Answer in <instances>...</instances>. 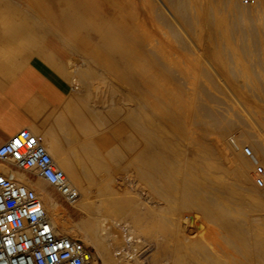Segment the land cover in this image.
Listing matches in <instances>:
<instances>
[{"label": "rangeland", "instance_id": "rangeland-1", "mask_svg": "<svg viewBox=\"0 0 264 264\" xmlns=\"http://www.w3.org/2000/svg\"><path fill=\"white\" fill-rule=\"evenodd\" d=\"M178 1H179L180 5H179ZM209 1H211L210 3L212 5V7L215 8V11L213 12L212 8H208V11H206V21L201 20L199 23H196V26L194 27V29H193V27L190 28L189 23L186 22V18H184V26H185V28H187V30L184 28L186 32L183 31V33H182V31L181 32L178 30L176 31L174 26L170 23L167 12L164 11L165 9L163 7V4H164L168 8L171 7V8H169L170 10L174 9L177 11H180V10L182 11V9H183L182 3H184V5L186 3V1H182V0H169V1L168 0H0V30L1 31H8V30L12 31L13 29L14 30L16 29V30H19L20 33L22 34V36H20L19 38L16 39L17 40V43H16L17 48H10L9 53L8 52L4 53V57H2V60H3V62L7 63L9 60V55L15 56V57H11V62L17 63L20 60L21 61L26 60L31 55H34V54L39 55L38 54V47H39V49L43 52L42 59L45 60L46 63L50 67H52L60 76H62L66 80L68 85L70 84V86H71L73 83L79 85V86H77V89H75L73 91L69 90V92L65 95L61 104L45 110L43 118L41 119V122L39 123V125L41 127H44L43 129H46L49 132L50 128H47V127L52 126L54 128V129H52V131L53 132L56 131V133L58 135H65L66 134L68 137V139H65V142H67V144H68L66 146L67 147L66 149L71 153L73 151L74 152L77 151V154H79L80 156L85 154L84 152L82 154V151L80 149L81 148L85 149L86 147L83 148L84 146H80L77 143H78V141L79 142H82V141L87 142L88 141L89 146L88 145H86V146H87V149L90 150L89 154L93 153L92 155L95 154L94 155L95 157H102L101 152H103L105 154V152L103 150L104 147L102 146L103 143L100 140L99 141L97 140L94 143L92 141L84 139L87 134H90V132L86 131L87 125L85 124V121L82 118L84 117L85 120L87 119L88 121L93 122V124H94V126H96V128L93 129L94 131H91L92 134L98 133L99 136L103 135V137H101V138H104V139L107 138L106 139V143L108 142L107 151H108V153H110L111 156H113V157L115 156L114 157L115 158L114 166H116L115 168H117L115 170L116 176L119 177L121 175L122 176L124 175V177H127V178L129 177L128 179L132 180L133 182L135 181L136 188L138 191H140L139 194L141 195V197L146 198L148 196V190H147L146 186H144V184L145 183L150 184V185L152 184L151 186L153 188L157 189L160 193V195H158L159 197H157L158 202L164 198L163 199L164 202L168 201L166 203H169V202H170V204L172 203L171 205H174L173 207L175 208V211L178 213L177 214V216H179L178 218L185 220V218L187 219L191 216L194 217L195 224L193 226V230H195L196 233H198V234L202 231V226H201L202 222H201V216H200L199 212H200V210H202L207 214L208 219L212 222L211 224H212L213 228L221 233V235L220 234L219 235H220V239L222 240V244L225 243V244H223V246H225V248L227 249L226 250L227 254L228 253L230 254V255L228 254L229 256L227 255V256H223L221 258L219 257L220 259L217 258L218 261L221 262V264H234V263L235 264H243V263L244 264H257V263L260 264L261 262H262L261 264H264V255H262V254H264V250H261V253H260V250H256V248H252L250 246L249 247L245 246L243 241H241L242 237L244 235L243 231L240 232L239 228H237V227H234V228L230 227L228 229L227 228L223 229L224 226L222 228L219 227L220 224L222 226V223H224V222L227 223L229 221V219H230L229 217L231 215L238 214L240 217L244 218V216H247L250 212L256 211V210L258 211L259 207L261 208L260 205L264 204V191H262V189H264V160H262V159H264V155H262V154H264V151H262L264 149H262V148H264V147H262V145L257 142V140H256L257 138H255V135L251 136L250 133L247 131L249 128L248 124L246 123V125H245V122H242V119L237 114L232 112L233 111L232 109L225 107V105L223 104L224 100L229 102V104H233V101L230 99L228 92L224 90V88H223L224 86L221 85L220 82L215 80L214 77L211 75V73H207V72L206 73H204V72L199 73L198 79L201 80V82H204V84H206L210 90L209 91L204 90L205 92L200 90L201 92L199 91V95L196 94L195 98L196 97L197 98L196 99L194 98L195 105L197 106V104H200L201 102L202 103H201V105H198L199 107L198 106L196 107L194 105L196 110H195V113H193V114H196V115H195V117L193 115L192 116L193 119L192 118L191 119L193 121L194 118H197L198 115H200L202 118L200 116H198L200 118L195 119L193 121L194 122L193 126H192L193 123H192L191 119H190L191 122L188 120V122L185 125L186 130L181 135L178 134L177 130H176V126H178L179 124L171 125V126H168V125H158L157 126L155 133L156 134L158 133L157 135H160L163 139H165L163 142L165 145H166V142L169 143V144H167V147H169V146L174 147L173 149L175 150V156L177 157V158L176 157L172 158L173 161H172V159L166 158V159H168L166 165L169 164L167 167L170 168L171 173L173 174L174 171L175 172L178 171L177 173L179 174V176L177 173H176V175L174 174L175 177L171 181L167 182L168 183L167 184L164 181V178H163L164 175L160 174L161 172L156 173V176H155V174H152L150 176L144 175V177H142L143 174H138V172H137V161H136L137 159L135 157L134 151H135V146H136V135L140 131H139L135 122L143 119L140 117H146V118L152 117L151 111L148 110L147 108H145L140 102V100H142L141 94L143 92L142 85L139 83H136L132 86H125V85L121 84L120 82H118V80L115 78L116 75L114 73H110L112 71L109 70V69H111L110 68L111 64L113 65L115 61H118V58L114 54V51H112L106 47V44L104 42V38H111L114 35V37L111 38L112 43H114V44L124 43L125 42L124 40H121V41L117 40V37L119 38V36L116 35L115 29L121 23H125V24H132L133 30L134 29L135 30L136 29H140V30L146 29V31L148 30L147 33L149 36H151V39L153 41L154 40L156 41L159 37H160L159 39L166 40L167 39L166 37H168V40L169 41L171 40L170 42H174V43L177 42L176 45H178L179 42L182 40L184 43L183 44L184 45L183 46L184 52H186L192 56H195L194 52H196L197 57H199L200 59H204L205 56L207 55V52H205V48H203V49L201 48L199 51H198V49H193V47L190 44H188L189 42H187V39L184 37H187V38L192 37V39L195 38V40L197 38L198 40L201 41L202 44H204L203 47L210 46V47L214 48L215 51H218L219 53L221 52L220 55L223 57V60L227 63L228 66L232 60L231 56H230V54H231L230 52L237 53L240 56L241 60H243L245 63H248V64L250 63L249 65L246 64V66L248 67L247 68L248 75L250 76V79L251 78H252L251 80L254 79L253 81L255 82L257 79V76L252 77V75H256L257 69H259V67L257 65L259 63H257L258 60L256 61V59L259 58V55H260L259 53L262 52V50H264V41H261V40H264V28H261V27H264V13H262L261 8H260V6H264V4L260 5L258 2L252 3L251 2L252 0H248L249 5L248 4L243 5L241 3V0H232V2H230V0L229 1L228 0H225V1L224 0L223 1L222 0H214L215 3L213 0H209ZM156 2H157V4H156ZM227 2H229L230 4ZM111 3H114V5ZM234 3H237L238 5H236ZM257 3L259 4L258 6H257ZM261 3H264V1H262ZM159 4H161V5H159ZM252 4H254V5L252 6ZM154 5H156L157 8ZM237 6H239V7L241 6V7L239 8ZM153 7L156 8V10H154ZM242 7H244L245 9ZM101 9H104V12H102V13H105L104 14L105 15L104 16V18H105L104 22L102 20H100L101 19L100 15H102V14H99L100 13L99 11H101ZM253 9H256V11L257 10L258 11L257 12L255 10L253 11ZM262 10H264V9H262ZM155 11L157 13H159L160 15L162 12V15L159 17L155 16V13H156ZM210 11H211V13H208ZM215 12H216L217 20H215ZM217 12L219 13V15L217 14ZM66 13L68 15H71L72 13H78L79 17H81V15L83 14L85 16H90V19L86 17L84 20L80 21L81 24H79V23L75 24L74 29L67 30L66 29L67 27L65 26V21L68 18V15ZM207 13L210 15H208ZM256 14H257V16H256ZM156 15H158V14H156ZM208 16H209V18H208ZM211 17H213V18H211ZM221 17L223 18L222 21H224L222 23L226 24L225 30L221 29L219 26L218 18H221ZM99 20H100V24L98 25L99 31H97L95 23H97ZM248 20H249V22H248ZM165 22L168 25H166ZM215 22H217V23H215ZM257 22L259 23V26H258ZM210 24H212V25H210ZM233 24H235V25H233ZM83 25H89V26L92 25L90 34L82 28ZM197 25H198V27H197ZM238 25H239V27H238ZM187 26H189V28ZM227 26H231L229 28L230 30L228 29ZM167 28H169V29H167ZM196 29H197V31H196ZM258 29H261L262 32H260V30H258ZM108 30L110 33H107ZM237 30H238L239 34L236 32ZM185 33H187V34H185ZM256 33H258V34H256ZM111 34H113V35H111ZM235 34L237 36H235ZM181 35H182V37H181ZM241 35H243V36L241 37ZM239 36L241 37V39ZM178 37H179V39H178ZM114 38H116V39H114ZM242 38H243V40H242ZM259 38H261L260 41L258 40ZM177 39L180 41H178ZM175 40H176V42H175ZM113 41H115V42H113ZM261 42H262V44H261ZM48 44H51V46H53L54 48L57 49V52L55 54H54V52L51 51V49H50V51L47 50ZM247 44H249V45H247ZM215 45H216V47H215ZM239 46L240 47L242 46L241 50L239 49ZM31 47H32V49H31ZM225 48H228V49H225ZM259 49H260V52L258 51ZM242 51H244V52H242ZM240 53H242V54H240ZM254 53H255V55H254ZM107 54L109 55V57H113V58H111L112 59L111 62H110L111 59H109ZM245 54H247V55H245ZM241 55L243 58L241 57ZM250 60H251V62H250ZM81 62H83V64H81ZM108 62H110L111 64H109ZM207 64H208V62H207ZM232 65L233 64H231L230 66H232ZM255 65H256V68H255ZM77 66H79V67H77ZM259 66L261 68L260 64H259ZM73 67H74L73 71H69V69L71 70V68H73ZM250 67H252L253 73H252L251 69H249ZM75 68H77V69H75ZM255 69H256V71H255ZM75 70H79V71H75ZM84 71H87V72H84ZM232 71H230L231 73L228 72L227 79H229V82L233 83L235 81V83H237V79H238L237 77L238 76H236V74L239 75V72L233 71V72H235V74H233L235 76H233ZM250 73H252V75ZM104 82H105V85H104ZM103 85L105 87L112 86L114 88H117L118 92L120 94L122 93L123 95L128 97L129 102L128 103L116 102V100H114L113 103L109 102V104H108L106 102L108 100H105V98L104 99L100 98L98 100H94V102H91V100L88 99L86 96V90L87 91H94L98 88L99 89L102 88V90H105L106 88L103 87ZM217 87H219V88L221 87L220 90H218ZM74 91H75V93H74ZM219 91H221V92L219 93ZM205 94H207V95H205ZM208 95L210 97H206ZM67 100H69L70 103H67ZM203 101H204V104H203ZM210 101H211V103H210ZM205 102H206V104H205ZM93 103L97 105V106L95 105L97 110L93 108V111H91L92 109H90V107ZM103 103H105L107 106L104 105ZM200 106H202L201 109H199ZM123 108L124 109L127 108V112H121L120 109H123ZM209 108H211L213 110V114H214L213 117L211 115L212 113L210 111L209 112L207 111ZM215 108L216 109L219 108V109L216 110ZM83 110L85 111V113L83 112ZM134 110L137 113V115L134 112ZM200 110H201V112H200ZM214 110H216L215 111L216 117H214L215 116ZM88 111L89 112L91 111V112L88 113ZM97 111H99L100 117H99V115H97L98 114ZM197 111H199L200 114H198ZM82 112L84 113L83 117H82V115L81 116L79 115V113L83 114ZM233 113L235 116L233 115ZM203 116H204V118H203ZM135 117L137 118V120H135ZM97 119H99V122ZM203 119H204V121H202ZM236 121H239V122H236ZM208 122L211 125H209ZM233 124H235L236 126ZM135 125H136L137 129L135 128ZM219 127L222 129H220ZM194 128H196V129H194ZM208 128H210V129H208ZM195 130H197V131H195ZM202 130H203V133L200 132ZM217 130H218V133H217L218 135L216 134ZM243 130L245 132V135L243 133ZM193 131H195L197 134ZM206 131L210 132V134H211L210 136H216V137L221 135V134L223 135L224 133H226V137H227V135H230L231 137H233L236 140V142L239 144V149H240L238 151L244 152V154H242V152L240 153V154H242L241 157L244 159V161L242 162L243 170H242V168H241V170L240 169L237 170L236 168H228L225 170V171L228 170L227 171L228 173L225 172L224 169H223V171L222 170H216V172L212 170V175L216 176V179L213 176L211 177L210 180H207V181L203 178L206 175L205 173L207 170L203 164V162L205 160H203V158L199 154L196 155V152H197L196 149L197 148L203 150V152L205 151L206 155H204V156L208 159L209 158L210 159L216 158V156L218 155L217 158L218 159L221 158V159L216 160V161L222 162L224 160V159H222L223 157L222 156L220 157L219 154H217L216 156H212V155H215L216 153L214 154V152H213V148L210 145L211 143L208 140V138L210 136H208V134H206L207 133ZM213 131L215 132V134H213L214 133ZM254 131L256 133H258V131H259L260 132V133H258L259 137L264 138V131H260V130L257 131V129H254ZM191 132H193V133H191ZM32 133H33V135L37 134L36 131H32ZM242 133H243V138H242ZM198 134L201 138L206 137L207 140H206V138H205V141L203 139L200 140V137L197 136ZM222 135L220 136L221 137L220 141L223 142L224 146L228 150L230 149V151H228V152L230 153L232 150V152L234 154H236L237 150H234L233 147L231 145H229L228 142L225 144L224 140H226V137L224 135L223 136ZM179 137H180V139H179ZM222 137H224L223 138L224 140L222 139ZM187 139H188V141H187ZM189 140L191 142L192 141L193 142L191 143V142H189ZM90 143H92V144L90 145ZM227 144L231 148L226 146ZM213 145H214V147H216V149L219 150V148H218L219 146L217 144L214 143ZM253 145H254V147H253ZM190 147L192 149H190ZM127 153L129 155H127ZM161 153L162 154H160V155L168 156L167 155L168 151H166L167 154H165L164 151ZM121 154H122V156H121ZM253 154H254V156H253ZM108 155L109 154H107V156ZM258 155L259 156L261 155V157H259ZM257 157H259V159ZM252 160L254 162L255 161L256 162L254 163ZM257 160L258 161L260 160L259 163ZM173 162H176V163H173ZM244 162H246V163H244ZM190 165L193 167V168H191L192 170L191 169L189 170V168L191 167ZM188 166H189V168H188ZM246 166H247V168H246ZM257 167H261L262 171L260 173L256 172ZM135 169H136V171H135ZM126 170H127V172H126ZM119 171L123 174H121ZM196 171H197V173H196ZM240 171L242 172V174H240ZM136 172H137V174H136ZM213 172H215V173H213ZM190 175L192 177L191 179L189 178ZM224 177H225V180H224ZM188 178L190 180H188ZM198 178H200V179H198ZM195 179H196V181H194ZM250 179H251V181H250ZM183 180H185V182ZM173 181H175V182H173ZM41 182L45 186L46 190L48 192H50L54 201L56 203H58V205L60 206V208H61L60 210L62 211V214H65L66 216H68L69 219L73 222H77V221L79 222V221L84 220L86 218V215L84 213H82L79 210H77L73 207H70V206L66 205L64 202H62L59 199L57 193L55 192V190L53 189V187L51 185H49L48 183H46L43 180ZM190 182L192 184H190ZM194 182H195V184H194ZM186 183H187L188 188L185 185ZM197 185H198V188H197ZM194 186H196V187H194ZM205 186H207V187H205ZM182 189H183V191H182ZM218 189H219V191H218ZM185 190H187V191H185ZM190 190H191L192 194H191ZM161 191L163 193H161ZM253 193H254V195H253ZM162 195H163V197H162ZM202 195L205 198H203ZM183 196H184V199H183ZM160 198H162V199H160ZM199 198L201 201L199 200ZM209 198H211V199H209ZM224 198L226 200H224ZM215 199H216V201H215ZM169 200H171V201H169ZM242 200H244V201H242ZM249 200L253 201L254 204L256 203L259 205V202H261V204L257 207L252 206V208H251L250 204H247V202H246ZM163 201H161L160 203H163ZM206 201H208V202H206ZM213 201H215L217 204L215 202L213 204ZM182 202L185 204V206H184V204H182ZM209 202H211V204ZM203 203L206 205V207ZM208 203H209V205H208ZM236 203H238V204H236ZM229 204H230V206H229L230 208L227 207ZM179 205H181V207L183 209ZM213 205H214V207H213ZM234 205H236V206H234ZM191 206H192V208H191ZM219 206L221 207V209L222 208L223 209L219 210V208H220ZM262 207H264V206H262ZM176 208H179V209L177 210ZM236 208H237V210H236ZM246 209H249V210H247V213H245ZM213 210H215V212ZM250 210H252V211H250ZM225 211L227 214L225 213ZM239 211H240V213L242 212L241 213L242 215L239 213ZM145 230L147 233L146 236H148L149 239L147 238L146 245L144 244V246H142L140 248V252L141 253L143 252L142 253L143 256L140 257V260H143L142 261L143 264H146V262H147V264H175V262H178L176 264H183V263L184 264H197L196 260L193 259L192 257L190 258V256L188 255V252H190V251L186 250L184 246H180V245L175 246L179 250L177 251L176 255L174 256L175 262H173V258H172L173 256L171 257L167 251L165 252L163 250V246H165L167 244L166 243L165 244L164 243L163 244H157L156 241L152 240L153 236L151 237V235H153V234L155 236L159 235L157 230L153 229L149 226L147 228H145L144 231ZM59 231L64 232L63 228H61V227H59ZM230 231H231V233H230ZM232 231H233L235 236L233 235ZM226 234H228V235H226ZM69 235L78 238L84 245L91 247L96 254L98 264H103V263H101L102 262L101 258L98 256L95 249L92 246L84 243L81 240L80 234L70 232ZM173 237L174 236H172L170 239L173 240L174 239ZM228 238H229V240H228ZM232 239H233L234 243H233ZM237 239L239 240V242L237 241ZM178 242H174V241L172 242L171 241L170 242L171 246L168 249H170L172 247V245H175ZM236 246H238V247H236ZM196 247H198V246H196ZM155 249L157 250L156 255L151 256V253L154 252ZM170 250H174V249L171 248ZM198 250H200V248L199 249L195 248V251H194L197 258L201 257V258L206 259L207 262L205 261L206 262L205 264H207L208 262H209L208 264H215V262H211V260L209 258H206L207 257L206 255L203 256L201 251H198ZM234 250H237V251H234ZM197 251H198V253H197ZM252 255H254L255 257ZM257 255H258V257H257ZM211 256H213V255H211ZM145 257H147L146 261L144 260ZM247 257L250 259H248ZM222 258H223V260H222ZM244 259H246V260H244ZM190 261H191V263H190ZM193 261H194V263H193ZM213 261H216V264H220L217 260H213ZM157 262H160V263H157Z\"/></svg>", "mask_w": 264, "mask_h": 264}, {"label": "bare ground", "instance_id": "bare-ground-1", "mask_svg": "<svg viewBox=\"0 0 264 264\" xmlns=\"http://www.w3.org/2000/svg\"><path fill=\"white\" fill-rule=\"evenodd\" d=\"M182 1H186V3L184 5V3L181 2L183 4L182 5L183 9H182V11L180 10L181 12L174 10L173 8H172L173 10H170L169 8H171V7L168 8V7H166V5H164L162 3L163 7L165 9L164 11L167 12L170 23L174 26L176 31L177 30L180 32L182 31V33H183V31H185V29L187 30V28H185V26H184V18H186V22L189 23L190 28L193 27V29H194V27L196 26V23H199L201 20L206 21V11H208V8H212L213 12L215 11V8L212 7V5L210 3L211 1H209V0H182ZM262 1H264V0H252L251 2L252 3L258 2L261 5V4H264V3H261ZM230 2H232V0H230ZM178 3H179V1H178ZM214 3H215V1H214ZM227 3H229V2H227ZM258 3H257V6L259 5ZM111 4L114 5V3H111ZM156 4H157V2H156ZM234 4L238 5L237 3H234ZM159 5H161V4H159ZM179 5H180V3H179ZM253 5L254 4H252V6ZM154 6H156V5H154ZM237 7H239V6H237ZM156 8H157V6H156ZM156 8H154V10H156ZM242 8H244V7H242ZM260 8H261L262 13H264V10H262V9H264V6H260ZM254 10L256 11V9H253V11ZM208 13H211V11ZM156 14H158V15H156ZM217 14L219 15L218 12H217ZM161 15H162V12H161ZM161 15L157 12L155 13V16H157V17H159ZM208 15H210V14H208ZM256 16H257V14H256ZM213 17H211V18H213ZM208 18H209V16H208ZM222 19H223L222 17L218 18L219 26L221 29L225 30L226 24L222 23V22H224V21H222ZM100 20H102L104 22L105 21L104 16H101ZM100 20L95 25L97 28V31H99L98 25L100 24ZM215 20H217L216 12H215ZM248 22H249V20H248ZM215 23H217V22H215ZM166 25H168V24L166 23ZM198 25H197V27H198ZM210 25H212V24H210ZM233 25H235V24H233ZM231 26H227L228 29ZM258 26H259V23H258ZM187 27L189 28V26H187ZM238 27H239V25H238ZM261 28H264V27H261ZM167 29H169V28H167ZM258 30H260V32H262L261 29H258ZM147 31H146V29L145 30H140V29H136V30L134 29L133 30L132 24L121 23L115 29L116 35L119 36V38L116 35L115 36L117 37L118 41L124 40L126 43L125 42L121 43V44L112 43L111 38L114 37L113 34H111V35H113V37H111V38H104V42L106 44V47L109 48L110 50L114 51V54L118 58V61H115L114 64L112 65L110 62L112 61L111 58H113V57H109V55L107 54L109 59H111L110 62H108L109 64H111V66H110L111 69H109V70H111L112 72H110V73H114L116 75L115 78L118 80V82H120L121 84H123L125 86H132L136 83L141 84L143 92L141 94L142 100H140V102L145 108L150 110L151 114H152L151 118L140 117L143 119L135 122L139 131H140L136 135V146H135V151H134L135 157L137 159L136 161H137V172H138V174H143V176L141 175L142 177H144V175L150 176L152 174H155V176H156V173L161 172L160 174L164 175V177L163 176L162 177L164 178V181L166 183L171 181L175 177L174 174L176 175V173L178 171L176 170L177 172H175L173 170L175 173L173 172V174H172L170 171V168L167 167L169 164L166 165L168 159H172V158L176 157L175 156V150L173 149L174 147H171V146L167 147V144H169V143L166 142V145L163 143L165 139H163L160 135H157L158 133L157 134L155 133L156 128L158 125L171 126V125L179 124L178 126H176L177 133L180 135L184 133V131L186 130V127H185L186 123L188 122V120L190 121V119L192 118L193 115H194V117L196 115V114H193V113H195V110H196V108L194 107V105H195L194 98H195L196 94L199 95L200 90H202V91H204V90L209 91L210 90L209 87L206 84H204V82H201V80L198 79L199 73H202V72L211 73V75L214 77V79L217 80L218 82H220L221 85L224 86V87L223 86L222 87L224 88L225 91L228 92L230 99L233 101V104H229V102H227L226 100L223 99L224 97L222 98L224 100L223 104L225 105V107L232 109L233 110L232 112L237 114L242 119V122H245V125H246V123L248 124L249 128L247 131L250 133L251 136L255 135V138H257L256 139L257 142L259 144H261L262 147H264V138H260L259 134H258V133H260L258 130L264 131V50H262V52H260V49L258 50L260 52L259 53L260 55H259V58L256 59V61L258 60L257 63H259L261 65V68H260L259 64H257L259 69H257L256 75H252V73H253L252 67L249 68L252 71V73H250L252 75V77L257 76V79L254 77L256 79V81L254 82L253 81L254 79L251 80L252 78L250 79V76L248 75V70H247L248 67L246 66V64H248V63H245L243 60H241L240 56L237 53L230 52L231 53L230 56H231L232 60L229 64V66L231 64H233V65L229 67L227 65V63L223 60V57L220 55L221 52L219 53L218 51H215L214 48H212L210 46L205 45L206 47H203L204 44H202L201 41L198 40L197 38L195 40V38L192 39V37L191 38L184 37L187 39V42H189L188 44H190L193 47V49H198V51H199L201 48L202 49L205 48V52H207V55L205 56L204 59H200L199 57H197L196 52H194L195 56H192V55L184 52V47H183L184 43L182 40L181 41L178 40L179 37L177 39L178 41H180L178 45H176V43H177L176 40H175L176 43L170 42L171 40L169 41L168 37H166L167 38L166 40L159 39L160 38L159 37L156 41L155 40L153 41L151 39V36L148 35ZM196 31H197V29H196ZM236 32L238 33V30ZM107 33H110L109 30L107 31ZM258 33H256V34H258ZM185 34H187V33H185ZM182 35H181V37H182ZM235 36H237V35L235 34ZM242 36L243 35H241V37ZM241 37H240V39H241ZM114 39H116V38H114ZM242 40H243V38H242ZM258 40L260 41L261 38H259ZM261 41H264V40H261ZM113 42H115V41H113ZM261 44H262V42H261ZM247 45H249V44H247ZM215 47H216V45H215ZM241 47L239 46L240 50H241ZM225 49H228V48H225ZM242 52H244V51H242ZM240 54H242V53H240ZM245 55H247V54H245ZM254 55H255V53H254ZM241 57H242V55H241ZM207 62H208V64H207ZM250 62H251V60H250ZM81 64H83V62H81ZM77 67H79V66H77ZM255 68H256V65H255ZM73 69H74V67L71 68V70L69 69V71H73ZM75 69H77V68H75ZM232 70L239 72V75L236 74V76H238L237 77L238 78L237 83H235L234 80H233L234 81L233 83L229 82V79H227L228 72H230ZM75 71H79V70H75ZM233 71H232V75L235 74V72H233ZM255 71H256V69H255ZM84 72H87V71H84ZM233 76H235V75H233ZM104 85H105V82H104ZM104 85H103V87H105ZM105 88H106L105 90H102V88H100V89L98 88L94 91H87L86 90V96L88 99L91 100V102H94V100H98L100 98H103V99L105 98V100H108V101H106L108 104H109V102L113 103L114 100H116V102H124V103L129 102L128 97L123 95L122 93L120 94L118 92L117 88H114L112 86H108ZM220 88L217 87L218 90H220ZM70 91H73V90H70ZM220 92L221 91H219V93ZM74 93H75V91H74ZM205 95H207V94H205ZM206 97H210V96L208 95ZM204 101H203V104H204ZM67 103H70V101L67 100ZM105 103H103V104L106 105L107 103L106 104ZM201 103L197 104V106L201 105ZM210 103H211V101H210ZM93 104L90 107V109H92L91 111H93V108L96 109V106H97L96 104H94V105ZM205 104H206V102H205ZM201 107L202 106H200L199 109H201ZM218 109H216V110H218ZM120 110H121V112H127V108L126 109L123 108ZM216 110H214V113ZM207 111L208 112L210 111L212 113V114L211 113L210 114L213 117V115H214L213 110L211 108H209ZM83 112L85 113L84 110H83ZM90 112L88 111V113H90ZM97 112H98L97 115H99V111H97ZM134 112H135V110H134ZM197 112H198V114H200L199 111H197ZM200 112H201V110H200ZM84 113L83 114L79 113V115L80 116L82 115V117H83ZM234 113H233V115H234ZM136 115H137V113H136ZM198 116H200V115H198ZM198 116H197V118H194V120L201 117V116L200 117H198ZM99 117H100V115H99ZM136 117H135V120H137ZM214 117H216V113H215ZM203 118H204V116H203ZM82 119H84L85 124L87 125L86 131L90 132V134H87L84 139L92 141L94 143L97 140L98 141L100 140L103 143L102 146L104 147L103 150L105 152V154L103 152H101L102 157H95L94 156L95 154L92 155L93 153L89 154L90 150H88L87 146H86L89 144L88 141L87 142H84V141L79 142L78 141V143H77L80 146H84L83 148L86 147L85 149H82V148L80 149L82 151V154H83V152L85 153L82 156L77 154V151L76 152L73 151L72 153L69 152L66 149L67 148L66 146L68 144H67V142H65V139H68L67 135L66 134L65 135H58L56 133V131H54V132L52 131V129H54L52 126L47 127V128H50L49 132L46 129H38V130H32V131L37 132V134L34 136L44 146L45 150L52 157L55 164L60 169L63 170L67 183L72 188L77 190V192L79 194V198H78L77 202L72 207L79 210L80 212H82L86 215V218L84 220H81L79 222L78 221L73 222L69 219L68 216H66L65 214H62V211L60 210L61 209L60 206L58 205V203H56L54 201L50 192H48L46 190L45 186L41 182L42 181L41 179H37L32 184L30 182V180L25 175L17 174V176H16V180L18 183L35 189L36 192L40 195L45 213H46L49 221L51 222V224L55 228H57L58 232H61V231H59V227H61L64 230V232H62V233L66 234V235H69L70 232L80 234L81 240L84 243L92 246L95 249L96 253L101 258V261H102L101 263H103V264H143V262H142L143 260H140V257L143 256V254H142L143 252L140 255H136L134 257L129 258L128 255L125 254L126 252H119L118 253L117 251H118V249H120L122 247L136 248L138 251H140V248L142 246H144V244L146 245V242H147L148 236H146L147 233H146V230L144 231V229L147 228L148 226L153 228V229H156L158 234H159L158 236H155L154 234L151 235V237L153 236L152 240L156 241L157 244H163V243L167 244V245L163 246V250L165 252L167 251L171 257L173 256L172 257L173 262H175L174 256L176 255L177 251L179 250L175 246H178V245L184 246L186 250L190 251V252L187 251L188 255L190 256V258L192 257L193 259H195L197 264H205L207 261H206V259L201 258L199 256H198L199 258L196 257V254L194 253L195 248L196 249L200 248V250H198V251H201L203 256L206 255L207 256L206 258H209L211 260V262H215V264H216V261H213V260L218 261V259H220L221 257L227 256L229 254V253L227 254V251H226L227 249L225 248V246H223V244H225V243L222 244V240L220 239L221 233L213 228V226L211 224L212 222L208 219V216L204 211L200 210V212H199V214L201 216V222H202V225H201L202 231L198 234V233H196L195 230H193V226L195 224L194 217L191 216L187 219L185 218V220L178 218L179 217V216H177L178 213L175 211V208L173 207L174 205H171L172 203L171 204H170V202L166 203L168 201L164 202L163 201L164 198L163 199L160 198V199H162L161 201H163V203H160L161 201L158 202L157 197H159L158 195H160V193L157 189H155L151 186L152 184L151 185L146 184V183L144 184V186H146V188L148 190V196L146 198H144V197H141V195L139 194L140 191L137 190L135 181L133 182L132 180L128 179L129 177L128 178L124 177V175L123 176L121 175L119 177L116 176L115 170L117 168H115L116 166H114V164H115V158L114 157L115 156L114 157L111 156L110 153H108V151H107V145H108V142L106 143L107 138L106 139L101 138V137H103V135L100 134L101 136H99L98 133L92 134L91 131H94L93 129L96 128V126H94L93 122L88 121L87 119L85 120L84 117ZM99 119H97L98 122H99ZM192 119H191V121H192ZM193 121H192V123H193L192 126L194 125ZM202 121H204V119ZM239 121H236V122H239ZM136 125H135V128L137 129ZM209 125H211V124L209 123ZM233 125H235V124H233ZM196 128H194V129H196ZM208 129H210V128H208ZM220 129H222V128H220ZM254 129H257L258 133H256L254 131ZM32 131H31V133H32ZM195 131H197V130H195ZM195 131H193V132H195ZM193 132H191V133H193ZM200 132L203 133V130ZM217 133H218V130H217L216 134ZM243 133L245 135L244 130H243ZM243 133H242V138H243ZM206 134H208V136L211 135L209 131ZM213 134H215V132ZM221 135L217 136L219 139L216 136H210L208 138V140L211 143L210 145L213 148L214 154L216 153L215 155H212V156H216L217 154H219L220 157L222 156L223 157L222 159H224L222 162L216 161V160L221 159V158L220 159L217 158L218 155L216 156L217 159L216 158H213V159L209 158L208 159L204 156V155H206L205 151L203 152V150H201L199 148L196 149V151H197L196 155L199 154L203 158V160H205L203 162V164H204L207 171H206V173L204 172L206 174L205 175L206 177L204 176L203 178L206 181L210 180L211 177L213 176L212 170L215 172H216V170H222L223 171V169L225 171L228 168H236L237 170L238 169L241 170V168H242V170H243L242 162L244 161V159L241 157V155L244 154V152L241 151L242 154H240L241 152L238 151V150H240L239 144L230 135H227V137H226V133L223 134L226 137V140H224L223 139L224 137H222V139L225 141V144L228 142L229 145H231L234 150H237L236 154H234L232 152V150H231V152H230L231 154H230L228 152V151H230V149L228 150L224 146L223 142L220 141ZM197 136H199V134ZM205 138L200 137V140L203 139L205 141ZM179 139H180V137H179ZM206 140H207V138H206ZM187 141H188V139H187ZM189 142H191V141L189 140ZM214 143L219 146L218 147L219 150L216 149V147H214V145H213ZM91 144L92 143H90V145ZM226 146H228V144ZM253 147H254V145H253ZM229 148H231V147H229ZM190 149H192V148L190 147ZM262 149H264V148H262ZM165 150L168 151V154L166 153ZM163 151L168 156L164 155L165 156L164 157L163 155H160V154H162L161 152H163ZM262 151H264V150H262ZM107 154H109V155L107 156ZM254 154H253V156H254ZM127 155H129V154L127 153ZM262 155H264V154H262ZM121 156H122V154H121ZM259 157H261V155ZM259 157H257V158L259 159ZM166 158H168V159H166ZM262 160H264V159H262ZM172 161H173V159H172ZM259 161H258V163H259ZM173 163H176V162H173ZM244 163H246V162H244ZM188 168H189V166H188ZM191 168H193V167L191 166L189 168V170ZM246 168H247V166H246ZM3 169H4V166L0 164V170H3ZM135 171H136V169H135ZM227 171H225V172H227ZM126 172H127V170H126ZM137 172H136V174H137ZM215 172H213V173H215ZM196 173H197V171H196ZM121 174H123V173H121ZM240 174H242L241 171H240ZM178 176H179V174H178ZM213 177H215V179H216V176H213ZM189 178L190 179L192 178L191 175ZM189 178H188V180H190ZM198 179H200V178H198ZM185 180H183V181L185 182ZM224 180H225V177H224ZM194 181H196V179ZM250 181H251V179H250ZM173 182H175V181H173ZM191 182H190V184H192ZM194 184H195V182H194ZM185 185L187 186V183ZM194 187H196V186H194ZM205 187H207V186H205ZM187 188H188V186H187ZM197 188H198V185H197ZM187 190H185V191H187ZM182 191H183V189H182ZM218 191H219V189H218ZM262 191H264V189H262ZM190 192H191V190H190ZM161 193H163V192L161 191ZM191 194H192V192H191ZM253 195H254V193H253ZM162 197H163V195H162ZM202 197H203V195H202ZM203 198H205V197H203ZM183 199H184V196H183ZM209 199H211V198H209ZM199 200H200V198H199ZM224 200H226V199L224 198ZM169 201H171V200H169ZM215 201H216V199H215ZM215 201H213V204ZM242 201H244V200H242ZM206 202H208V201H206ZM246 202H247V204H250L251 208H252V206L257 207L261 204V202H259V205L256 203L254 204V202L250 201V200L246 201ZM209 203L211 204V202H209ZM209 203H208V205H209ZM182 204H184V203L182 202ZM236 204H238V203H236ZM179 206L181 207V205H179ZM184 206H185V204H184ZM229 206H230V204L227 207H229ZM234 206H236V205H234ZM260 206H261V208L259 207L258 211L257 210L256 211L250 210L252 212H250L247 216L243 215L244 218L240 217L238 214L231 215L229 217L230 218L229 221L227 223H225L223 221L224 223H222V226L220 224L219 227L222 228L224 226L223 229H226V228L228 229L230 227L231 228H234V227L239 228L240 232L241 231L244 232L242 240L240 239L241 241H243L244 245L247 247L250 246L252 248H256V250H260V253H261V250H264V207H262V206H264V204H261ZM205 207H206V205H205ZM213 207H214V205H213ZM191 208H192V206H191ZM176 209L178 210L179 208H176ZM220 209H221V207L219 208V210ZM236 210H237V208H236ZM247 210H249V209H246L245 213H247ZM213 211L215 212V210H213ZM225 213H226V211H225ZM239 213H240V211H239ZM230 233H231V231H230ZM232 233H233V231H232ZM226 235H228V234H226ZM233 235H234V233H233ZM128 236H130V237H128ZM172 236H174L173 240L170 239ZM76 239H78V238H76ZM228 240H229V238H228ZM171 241L172 242L173 241L174 242L179 241L175 245H172L171 248L174 250H170L171 248L168 249L171 246V243H170ZM232 241H233V239H232ZM237 241L239 242L238 239H237ZM233 243H234V241H233ZM196 246H198V247H196ZM236 247H238V246H236ZM198 251H197V253H198ZM234 251H237V250H234ZM156 253H157V250L155 249L154 252L151 253V256L156 255ZM211 255H213V256H211ZM262 255H264V254H262ZM252 256H254V255H252ZM257 257H258V255H257ZM146 259H147V257L144 258L145 261H146ZM248 259H250V258H248ZM222 260H223V258H222ZM244 260H246V259H244ZM191 261H190V263H191ZM218 262L221 264L220 261H218ZM157 263H160V262H157ZM176 263H178V262H175V264ZM193 263H194V261H193ZM146 264H147V262H146Z\"/></svg>", "mask_w": 264, "mask_h": 264}, {"label": "built area", "instance_id": "built-area-1", "mask_svg": "<svg viewBox=\"0 0 264 264\" xmlns=\"http://www.w3.org/2000/svg\"><path fill=\"white\" fill-rule=\"evenodd\" d=\"M77 86L73 83L70 90ZM0 164L4 166L0 170V264H98L91 247L58 232L51 224L36 190L17 182V174L25 175L32 184L41 179L70 207L79 198L63 170L28 128L0 144ZM261 171V167L256 168V172ZM117 252H126L129 258L141 254L128 247Z\"/></svg>", "mask_w": 264, "mask_h": 264}, {"label": "crops", "instance_id": "crops-1", "mask_svg": "<svg viewBox=\"0 0 264 264\" xmlns=\"http://www.w3.org/2000/svg\"><path fill=\"white\" fill-rule=\"evenodd\" d=\"M102 12L104 9L100 17L105 16ZM86 17L90 19L83 14L79 17L78 13L68 15L66 29H74L75 24H81ZM91 26L83 25L82 28L90 34ZM20 36L22 34L16 29L0 30V144L22 128L43 129L39 123L45 110L61 104L70 90V84L42 59L39 47V55H31L17 63L11 62V57L15 56L9 55L8 62H3L4 53L17 48L16 39ZM50 49L54 54L57 52L48 44L47 50Z\"/></svg>", "mask_w": 264, "mask_h": 264}]
</instances>
